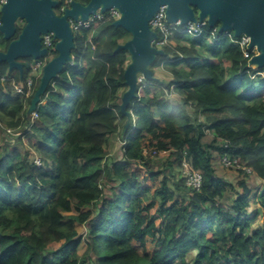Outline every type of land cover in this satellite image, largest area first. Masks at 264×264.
I'll return each mask as SVG.
<instances>
[{"label": "trees", "instance_id": "16d2710c", "mask_svg": "<svg viewBox=\"0 0 264 264\" xmlns=\"http://www.w3.org/2000/svg\"><path fill=\"white\" fill-rule=\"evenodd\" d=\"M70 1L59 0L56 12ZM114 21L74 32L73 59L35 118L41 75L29 86L32 58L19 59L22 74L0 63V264H264V225L254 226L264 219V68L249 66L228 35L210 37V26L197 38L176 32L125 115L131 56L118 46L131 34ZM11 40L0 32V50ZM56 55L50 49L45 63ZM117 135L123 155L107 161ZM212 151L253 173L229 168L239 173L236 189L218 175ZM184 161L202 173L200 190L177 177ZM253 176L262 180L255 190Z\"/></svg>", "mask_w": 264, "mask_h": 264}, {"label": "water", "instance_id": "95a60500", "mask_svg": "<svg viewBox=\"0 0 264 264\" xmlns=\"http://www.w3.org/2000/svg\"><path fill=\"white\" fill-rule=\"evenodd\" d=\"M58 4L59 0H7L1 9L0 32L6 40L16 36L18 23L23 24L17 38L11 40L6 50H0V63L8 62L10 71L17 69L23 73L24 63L20 58L37 60L48 56V49L43 47L44 34L53 33L57 40V55L43 67L29 112L37 109L52 79L73 59L75 34L70 19L86 20L98 10L105 13L113 7L122 14L114 26L123 27L131 34L130 39L118 46L128 50L131 56L125 70L128 89L121 102V112L125 115L129 114L127 108L137 96L140 76L154 79L150 66L158 55L165 54L163 48L154 44L158 33L150 26L151 18L164 5L171 22L180 19L185 24L196 21L198 15L200 19L208 18L211 27L220 24V32L247 34L251 37L250 48L256 46L260 52L250 62L264 68V0H90L88 4L71 0L61 15L55 10Z\"/></svg>", "mask_w": 264, "mask_h": 264}, {"label": "built area", "instance_id": "2783aa9c", "mask_svg": "<svg viewBox=\"0 0 264 264\" xmlns=\"http://www.w3.org/2000/svg\"><path fill=\"white\" fill-rule=\"evenodd\" d=\"M7 2V0H0V24L1 22V9L2 6ZM62 11L64 13L65 7L62 8ZM121 11L113 7L107 12L103 13L100 10H98L95 14H92L88 19H78L73 20L70 19L71 26L73 28V31H77L83 27H90L92 24H94L97 21H105L107 19H113L117 20L121 17ZM150 26L153 30H155L158 33V38L154 41V44L158 48H162L165 45H173L174 40L173 36L176 34V32H185L188 34V36L197 38L201 37L204 33H206L208 30L209 22L208 18L200 19L197 16L196 21H188L185 24H182L181 20H177L174 22H171L168 20L167 16V6H162L158 12L151 18L150 20ZM211 27V26H210ZM212 29L209 32L210 37L217 36V33L220 32V25L211 27ZM226 35H228L231 39V41L235 44L240 45L242 48L244 55L246 58L249 59V66L253 68H258L256 65L251 64V59L259 54V50L256 46L253 48H250V42L251 37L247 34L243 33L241 36H236L234 34V31L227 30L224 32ZM56 46V39L54 37L53 33H47L43 35V47L47 48L48 51L52 48H55ZM44 58L37 59L32 64V71L28 78V84L29 86H32L34 84L35 78L42 74L43 67L45 65ZM259 74L264 76V71L259 72ZM258 75V74H256ZM255 78V76H254ZM144 78L141 76L140 81H142ZM18 92H22V87H18ZM34 118L38 116V114L34 111L33 112ZM123 144L125 142H122ZM40 163V160H38ZM221 165L224 168H236V169H245L246 172L249 174L253 173V170L250 167H246L242 164V162L237 157H232L229 154H224L221 156L220 159ZM183 172V177L186 180V184L194 190H200L203 185V175L200 171L194 170L190 167L189 163L187 161L183 162V165L181 167Z\"/></svg>", "mask_w": 264, "mask_h": 264}, {"label": "rangeland", "instance_id": "374dc122", "mask_svg": "<svg viewBox=\"0 0 264 264\" xmlns=\"http://www.w3.org/2000/svg\"><path fill=\"white\" fill-rule=\"evenodd\" d=\"M204 53L207 56H209V57L211 56L210 52L205 51ZM130 60H131V57H130ZM35 61H36L35 59H32V62H35ZM158 70H160L161 77L165 78V80H169L171 78L172 74H171V68L170 67L164 66L163 68H159ZM154 89L157 90L158 88L156 87ZM173 98L174 99L176 98L175 93H173ZM198 119H199V121H202V122L206 121V118L204 116H201V115L198 117ZM9 129H11V128L4 127L3 136H5V140L6 141L14 142L15 137H12V136L8 137V135L9 134L14 135L15 132H13V131L10 132ZM207 132H208L207 136L204 137L203 142H204V144H206L208 146L211 143V141L213 140V134L208 129H207ZM19 133H21V132H19ZM122 144H123L122 143V138L119 135L113 137V139H112V141L110 143V146H109L110 155L107 157V161H113L114 159L122 157V155H123ZM211 154H212L213 162H214V165H215V167L217 169L218 175L221 176L222 178L228 180V181H231L233 183V185L236 187V189L239 188V185H238L239 181L237 180V178L239 176L238 175L239 174L238 171L237 170H233V169H229V168H224L221 165V162H220L221 156H219L216 151H212ZM175 170H176V172L178 174H180V176H177V177H183V172H182L181 168L176 167ZM261 183H262V180L257 178V177H255V176H253L251 181H250V185L252 186V188L254 190L257 189L258 186H260ZM233 194H234V192H233ZM233 197H234L233 195H230V198H233ZM257 208H259V206L257 204L256 205L254 204L252 209H251V213H253V211L255 209H257ZM263 225H264V219L262 217L259 218V220H257L254 223L255 227H260V226H263ZM78 230L80 232H82V233L86 232L85 226H83V225L78 226ZM86 248H87V245L85 243H83L80 246V252L84 253Z\"/></svg>", "mask_w": 264, "mask_h": 264}, {"label": "flooded vegetation", "instance_id": "af4514ba", "mask_svg": "<svg viewBox=\"0 0 264 264\" xmlns=\"http://www.w3.org/2000/svg\"><path fill=\"white\" fill-rule=\"evenodd\" d=\"M68 7H69V6H66L65 9L68 8ZM32 64H33V62H32Z\"/></svg>", "mask_w": 264, "mask_h": 264}, {"label": "clouds", "instance_id": "9594fccd", "mask_svg": "<svg viewBox=\"0 0 264 264\" xmlns=\"http://www.w3.org/2000/svg\"><path fill=\"white\" fill-rule=\"evenodd\" d=\"M198 16V15H197ZM218 25H220V24H218Z\"/></svg>", "mask_w": 264, "mask_h": 264}]
</instances>
